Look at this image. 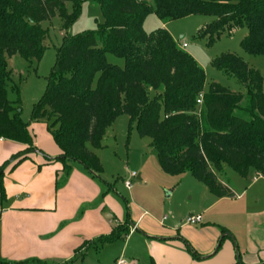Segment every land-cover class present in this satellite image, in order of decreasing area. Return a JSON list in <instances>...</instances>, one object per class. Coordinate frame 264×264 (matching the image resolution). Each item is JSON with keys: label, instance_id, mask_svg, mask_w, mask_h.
<instances>
[{"label": "trees", "instance_id": "obj_1", "mask_svg": "<svg viewBox=\"0 0 264 264\" xmlns=\"http://www.w3.org/2000/svg\"><path fill=\"white\" fill-rule=\"evenodd\" d=\"M90 1L100 7L103 24L63 39L45 92L31 113L33 122L51 121L48 131L61 152L53 162L63 166V173H69V162H76L100 175L94 151L103 148L107 129L125 115L139 137L149 139L165 175L189 172L216 199L233 197L221 178L224 167L240 178L250 170L264 178V78L239 57L223 54L212 67L235 79L247 92L248 103L242 104L240 93L216 84L204 92L203 71L167 31L158 28L147 34L142 29L150 13L162 23L208 16L213 20L196 32V40L212 45L223 33L245 29L241 50L264 56V0H152L151 5ZM79 10V0H0V139L25 146L0 166V203L6 198V169L35 151L16 87H10L16 99L7 98L5 58L20 55L28 62L39 61L45 49L40 23L58 16L65 29ZM108 55L121 65L109 62Z\"/></svg>", "mask_w": 264, "mask_h": 264}, {"label": "crops", "instance_id": "obj_2", "mask_svg": "<svg viewBox=\"0 0 264 264\" xmlns=\"http://www.w3.org/2000/svg\"><path fill=\"white\" fill-rule=\"evenodd\" d=\"M159 24L164 29L166 23ZM32 139L35 151L4 173L1 263L264 264V178L251 170L236 182L221 177L232 198L216 199L197 182L200 187L187 188L196 202L183 219H158L155 199L139 194L147 178L132 190L123 210L112 185L100 175L76 162H69V173H63V166L53 162L61 152L47 131L34 130ZM24 150L0 140V166ZM190 215L201 216L202 222L185 224ZM223 239H228L224 257L217 259Z\"/></svg>", "mask_w": 264, "mask_h": 264}, {"label": "rangeland", "instance_id": "obj_3", "mask_svg": "<svg viewBox=\"0 0 264 264\" xmlns=\"http://www.w3.org/2000/svg\"><path fill=\"white\" fill-rule=\"evenodd\" d=\"M79 1V13L67 28L64 29L63 22L58 16L40 23V28L44 32L43 46L45 49L39 61L28 62L20 55L5 58V64L10 73L6 90L7 98L10 101L16 99L15 93L10 89V87H16L21 104V118L28 124L31 136L38 128L49 133L51 121L33 122L31 113L34 105L39 102L45 92L47 79L55 64L56 52L61 47L63 39L95 30L98 25L103 24L101 9L96 3L90 0ZM138 1L152 4V0ZM66 9L71 12V5L67 4ZM212 20L213 18L208 16H188L167 22L164 29L172 37L176 46L191 56L203 71L204 92L211 84H216L227 91L240 93L243 97L242 104H247L248 96L245 89L235 79L227 77L220 70L213 68L211 63L223 54H232L239 57L250 70L264 78V56H250L241 50V40L247 33L245 29L223 33L212 45H208L205 40H196V32ZM159 23L160 21L155 15L147 14L143 19L142 29L148 34L159 28ZM183 43L186 45L185 47H181ZM107 59L118 65L122 63L110 55L107 56ZM102 147L101 150L94 151L102 166L100 177L112 185L111 192L123 210H125L124 201H129V194L132 190L138 189V185L144 182V178L148 179V183L139 191V194L155 199L158 219L163 216L183 219L187 207L195 204V193H193V200H190L187 188L191 184L200 187L196 180L189 172L178 176L165 175L149 147V139L139 137L135 124H131L127 116L120 115L107 129L102 139ZM87 148L90 149L89 145ZM131 173L141 174V179L131 178ZM250 173L252 175L254 172L251 170ZM222 176L226 181H240L237 174L229 167H224ZM126 180L131 183L130 189L124 187L123 182ZM227 243L228 239L219 242L217 259L224 257L222 253L225 251ZM233 244L235 248L236 244ZM233 246L229 244L230 249H233Z\"/></svg>", "mask_w": 264, "mask_h": 264}, {"label": "built area", "instance_id": "obj_4", "mask_svg": "<svg viewBox=\"0 0 264 264\" xmlns=\"http://www.w3.org/2000/svg\"><path fill=\"white\" fill-rule=\"evenodd\" d=\"M181 46L182 47H185L186 45L183 43V44H181ZM197 104L198 105H200L201 104V96L199 97V99L197 100ZM0 140H2V139H0ZM131 178H138V175L136 174V173H131ZM123 184H124V187L126 188V189H130V187H131V183H130V181H128V180H126V181H124L123 182ZM185 224H188V225H192V226H194V225H199L201 222H202V218H201V216H199V215H190V216H188V217H186V219H185ZM114 264H128V263H126L124 260H122V259H118V260H116L115 262H114Z\"/></svg>", "mask_w": 264, "mask_h": 264}]
</instances>
